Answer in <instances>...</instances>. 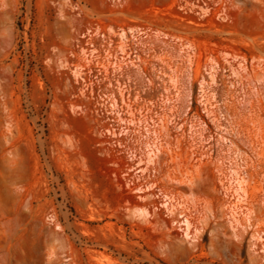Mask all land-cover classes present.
<instances>
[{"label":"rangeland","instance_id":"374dc122","mask_svg":"<svg viewBox=\"0 0 264 264\" xmlns=\"http://www.w3.org/2000/svg\"><path fill=\"white\" fill-rule=\"evenodd\" d=\"M0 264H264V0H0Z\"/></svg>","mask_w":264,"mask_h":264},{"label":"bare ground","instance_id":"6f19581e","mask_svg":"<svg viewBox=\"0 0 264 264\" xmlns=\"http://www.w3.org/2000/svg\"><path fill=\"white\" fill-rule=\"evenodd\" d=\"M122 36L124 37V34H122ZM120 47H121V50L124 52V44H123V42L120 44ZM161 128H163V129H167V126H166V122H164L162 125H161ZM162 150H164V151H167L168 153L169 152H172V150L170 149V148H167V147H158L157 148V151H162ZM86 153H87V155H88V157H90V159H93V152L91 151V150H87L86 149V151H85ZM156 155V154H155ZM94 160V159H93ZM181 160V159H180ZM185 160H187V158L185 157ZM187 163H189V160H187L186 161ZM177 163V162H176ZM178 164V163H177ZM235 205L236 204H233V206L235 207ZM186 226H187V232H186V236H188L189 235V233H188V229L190 228V222L188 221V220H186Z\"/></svg>","mask_w":264,"mask_h":264}]
</instances>
